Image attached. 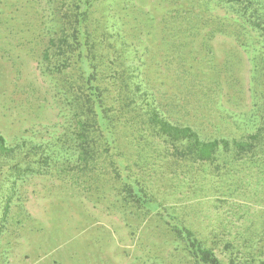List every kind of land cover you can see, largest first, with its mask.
<instances>
[{
	"label": "trees",
	"instance_id": "obj_1",
	"mask_svg": "<svg viewBox=\"0 0 264 264\" xmlns=\"http://www.w3.org/2000/svg\"><path fill=\"white\" fill-rule=\"evenodd\" d=\"M45 1L53 25L40 62L74 110L67 155L56 160L27 139L8 145L0 134V187L13 192L22 174L56 172L82 192L114 193L132 215L160 217L191 264H264V218L239 223L248 214L240 201L264 204V0ZM217 36L250 64L247 95L236 94L250 106L241 115L218 106L234 101L236 81L214 62ZM186 100L218 108L233 134L207 136L174 118ZM203 193L215 217L200 230L190 219ZM185 196L196 203L180 206Z\"/></svg>",
	"mask_w": 264,
	"mask_h": 264
},
{
	"label": "rangeland",
	"instance_id": "obj_2",
	"mask_svg": "<svg viewBox=\"0 0 264 264\" xmlns=\"http://www.w3.org/2000/svg\"><path fill=\"white\" fill-rule=\"evenodd\" d=\"M153 2L147 0L144 6L149 8ZM52 25L45 0H0V134L8 145L21 139L42 144L48 154L62 161L68 147L63 139L69 137L74 110L66 102L61 80L49 75L40 62ZM211 44L222 77L227 79L232 73L236 81L234 101L224 99L218 106L241 115L250 108L246 109L245 99L236 97L240 89L247 95V55L227 36H217ZM166 80L168 94L176 93L173 100L182 102V94L167 76ZM168 102L167 97L160 101L163 106ZM187 103L173 113L174 118L183 116L207 136L233 134L234 127L216 119L218 108ZM184 111L187 114L179 116ZM7 185L0 187V264H191L160 217L136 216L120 209L114 193L82 192L56 172L51 176L22 174L13 192L6 191ZM2 193L8 195L4 198ZM206 194L197 196L200 204H195L190 219L200 230L215 217ZM192 197H182L180 206L196 203ZM240 202L249 220L239 223L251 221L253 228L260 226L262 200Z\"/></svg>",
	"mask_w": 264,
	"mask_h": 264
}]
</instances>
